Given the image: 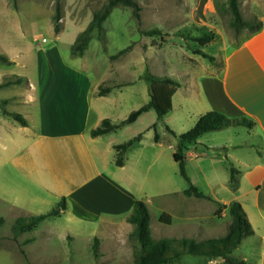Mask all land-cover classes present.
Segmentation results:
<instances>
[{
  "label": "rangeland",
  "instance_id": "rangeland-1",
  "mask_svg": "<svg viewBox=\"0 0 264 264\" xmlns=\"http://www.w3.org/2000/svg\"><path fill=\"white\" fill-rule=\"evenodd\" d=\"M134 1L137 4L136 10L121 3L113 5L101 27L92 29L86 45L82 51H78L74 49L77 34L86 27L93 14L107 0H0V52L14 60L10 64L0 61V81L7 78L9 72H15L26 75L30 83V87H27L26 82H22L0 88V99L11 98L5 104L0 103V115H4L2 109L6 108L21 112L28 121L26 126L20 125L6 115L3 116L5 122L0 121V130L8 132L14 139L6 136L0 138V216L3 218L0 224V264H34L35 261H30L31 259L45 260L43 264H78L83 258L93 259L94 256H109L110 253L106 245L102 253H99L98 241L94 240V237L98 238L100 231L104 230L103 223L81 220L75 225L78 230L72 234V242L70 238L66 240L57 235L43 241L38 232L26 231L15 235L11 230V224L16 217L43 213L54 207L58 201V198L47 195L44 204L31 207L29 202L27 206L31 207V210H21V201L16 206L11 205L13 199L21 200V186L27 187L30 183L19 165L22 152L21 132L30 133L43 129L44 119L50 116L47 109L44 112L40 100L42 92H48L44 87L50 81L51 56L60 59L61 63L69 67L85 68L88 78L92 79L88 82L91 90L95 81H105L103 85L112 86L106 96L91 95L95 105L87 125L92 126L99 111L112 121H118L126 117L132 109L145 103L150 92L147 74L169 76L178 81L179 85H184L185 77L191 71L197 73L198 78L204 75V66L218 68L224 49H229L239 41L243 33L248 32L244 28L237 30L229 24L231 13L227 0ZM238 6L241 16L246 19L264 16V0H238ZM54 24L57 25L56 29ZM200 26L212 30L215 35L213 40L204 45L184 40L176 33L177 30L196 33ZM151 27L159 28L161 33H143ZM43 36L47 40L42 43L40 39ZM194 47H200L215 56V59L210 61L192 52ZM123 48H126L124 52L109 58L110 54ZM19 89L21 96L17 94ZM175 98L177 99V95ZM179 113L182 116L176 119ZM170 116L175 117L177 122L185 121L186 126L192 121L178 108L174 109ZM166 120H157L155 111L151 109L142 117L115 131L143 132L142 142L148 141L149 152L143 163L139 162L135 169L132 168L135 154L128 151L126 168L134 171L137 176L139 199L145 202L149 211L151 235L154 238L195 239L223 235L230 222L228 213H223L224 207L204 198L185 195L183 190L187 188L188 182L179 171L172 148H168L163 139L160 144L154 140V130L158 135L164 132L168 125ZM46 122L51 128V122ZM153 122H156L155 129L152 127ZM119 134L122 135V142L130 137L128 134ZM213 150L209 153H218V150ZM215 158V162H220L218 172L227 175L228 171L224 166L229 165V162L220 154ZM225 160L226 165H222ZM185 170L191 182L198 180L194 160L185 163ZM29 189L34 194L43 195L35 185ZM167 189H174L175 192L165 193ZM163 211L172 215L170 224L159 220ZM64 213L51 216L50 220H63L64 223ZM92 229L96 232L88 238ZM33 234V240L22 242L25 237ZM126 241L129 253H134L136 241L129 235ZM260 250L257 237L248 235L243 238L233 254L243 258L246 264H264L259 257ZM169 264L226 263L218 257L182 254Z\"/></svg>",
  "mask_w": 264,
  "mask_h": 264
},
{
  "label": "crops",
  "instance_id": "crops-1",
  "mask_svg": "<svg viewBox=\"0 0 264 264\" xmlns=\"http://www.w3.org/2000/svg\"><path fill=\"white\" fill-rule=\"evenodd\" d=\"M258 18L262 21L261 26L252 32L243 33L236 44L224 49L218 68L211 69L204 66L202 68L204 75L198 78L197 73L191 71L185 77L184 85L180 84L176 87L171 99V110L163 116L168 120L166 126L175 135L165 127L164 132L158 135V140L155 142L160 144L163 139L168 148H172L173 154L178 142L177 135L189 129L199 115L209 110H217L231 117L245 116L253 121L251 127L231 125L203 133L185 149L184 157L186 164L194 160L198 180L193 182L213 199L210 200L212 203L227 206L234 200L240 202L252 226V235L257 237L261 247L259 257L264 261V16L259 15ZM9 58L11 59V56ZM11 60L14 62L13 58ZM50 62V81L44 87L48 92L44 94L43 91L39 100L44 112L47 109L50 113L46 120L50 121L52 126L49 128L44 119L43 129L30 133L21 132L22 152L19 165L30 183L27 187L21 186V200L13 199L11 205L16 206L21 201V210H31L32 205L44 204L47 195L58 198V201L64 196L66 206L61 211V213L65 212L64 223L63 220L52 221L51 216H48L31 232H38L43 241L49 240L54 235L71 240L72 234L78 230L75 225L81 220H90L96 224L103 223L104 230L98 235L97 247L99 253H102L106 245L110 250L109 256L100 254L93 259L83 258L78 264H112V262L136 264L133 251L129 253V246L126 243L133 229V224L126 219V216L131 210L133 201L139 198V191L136 187L135 172L127 170L126 166L128 151L135 154L132 168L139 162L143 163L144 157L149 152L148 141L142 142L143 132H141L140 139L125 151L123 164L116 165L114 145L123 140L119 133L132 137L139 132H115L114 129L91 135L90 129L98 126L101 120L107 117L99 111V114L95 115L93 125H87L88 117L95 105L91 95L102 97L111 90L99 95L97 94L99 85L105 81L101 83L95 81L91 90L88 82L92 79L88 78L85 68L69 67L52 56ZM12 73L15 72L8 74ZM15 74L25 76L27 87H30L26 75ZM17 94L21 96L20 89ZM176 108L192 120L190 125L186 126L185 121L177 122L176 119L182 116L181 113L176 119L170 116ZM3 116L0 115L1 122H5ZM24 118L26 119L25 116ZM110 121L119 120L110 119ZM214 132L216 134H213ZM2 136L14 140L11 134L1 129L0 138ZM213 149L218 150V153H209L210 150L214 151ZM217 154L224 156L229 164L236 168L234 186L229 184L228 165L224 166L228 171L227 175L218 172L220 162H215ZM158 156L159 154L156 155ZM226 160L222 165H226ZM32 185L37 186L43 195L32 193L29 189ZM173 192L174 189L165 190L168 194ZM29 202L31 207L27 206ZM224 212L227 213V207H224ZM169 215L171 223L172 215ZM94 232L96 231L92 229L88 238ZM28 237L22 242H29L35 236L33 234ZM30 261H35L34 264L45 263V260L38 259Z\"/></svg>",
  "mask_w": 264,
  "mask_h": 264
},
{
  "label": "trees",
  "instance_id": "trees-1",
  "mask_svg": "<svg viewBox=\"0 0 264 264\" xmlns=\"http://www.w3.org/2000/svg\"><path fill=\"white\" fill-rule=\"evenodd\" d=\"M121 3L126 6L132 7L133 10L137 9V4L134 0H107L92 16L86 27L80 31L74 40V49L82 51L86 45L87 38L92 29H99L102 21L108 15L110 8ZM228 9L231 13L229 18V24L239 30L241 28L246 29L248 32H252L258 29L262 21L256 16L251 19H246L241 16L238 6V0H227ZM54 28L57 25L54 24ZM199 30V31H198ZM147 35L160 34L161 30L157 27H151L143 31ZM184 40H191L199 45H204L214 39V33L212 30L205 26L197 28L196 33L184 32L183 30H177L176 32ZM126 48L118 50L114 54H110L109 58L117 57L119 54L125 51ZM192 52L201 55L204 58L213 61L215 56L208 54L200 47L192 48ZM0 61L6 64H10L13 61L4 53L0 52ZM146 80L149 82V99L141 104L139 107L132 109L126 117L118 122H111L109 118L104 117L100 124L90 129L91 135H97L106 133L108 131L117 129L123 125L129 124L135 121L139 115L143 112L153 109L156 113L157 120L162 119L172 107L171 99L172 95L179 85L178 81L169 76H157L153 74H147ZM27 82V78L23 75L15 73L9 74L7 78L0 81V88L6 87L12 84H20ZM110 85L100 84L97 94L103 95L111 90ZM9 101V98L5 97L0 99L1 104H5ZM4 115L12 118L21 125H26L27 121L22 114L17 111H9L5 108L2 109ZM156 122H153L152 127L155 129ZM231 125H244L251 127L253 121L245 116H227L217 110H209L199 115L195 123L186 131L177 135L178 143L173 152V158L179 165V171L181 175L188 182L187 188L183 190V193L187 196H194L196 198H204L213 200L208 194L204 193L197 185L192 183L185 170V157L184 150L189 145L193 144L199 136L205 132L220 130ZM172 134L175 133L166 126ZM141 137V132L130 137L129 139L115 144V156L114 162L116 165H122L124 162L125 151ZM154 140H158V133L154 130ZM229 170V184L234 186L236 184V168L231 164L228 165ZM65 197L62 196L57 204L45 213L29 216H18L11 224L12 232L20 234L22 232L33 230L38 223L48 216L58 215L65 208ZM227 213L230 217L227 231L220 236L208 237L205 239H195L193 237H159L154 238L151 235L149 228V211L142 199L136 198L133 203L130 212L127 214L126 219L133 224V229L129 233V237L136 241L137 247L133 253V259L136 264H169L173 259L182 254L193 255H205L211 257H218L223 259L226 264H246L243 258H238L233 254V251L240 245L243 238L252 235V226L243 210L239 201H232L227 206ZM159 220L165 223H170V215L166 212H162L159 216ZM3 222L2 216H0V224ZM97 242L98 238L94 237Z\"/></svg>",
  "mask_w": 264,
  "mask_h": 264
},
{
  "label": "built area",
  "instance_id": "built-area-1",
  "mask_svg": "<svg viewBox=\"0 0 264 264\" xmlns=\"http://www.w3.org/2000/svg\"><path fill=\"white\" fill-rule=\"evenodd\" d=\"M46 40H47V39H46V37H44V36L41 37V39H40V41H41L42 43H43V42H46Z\"/></svg>",
  "mask_w": 264,
  "mask_h": 264
}]
</instances>
